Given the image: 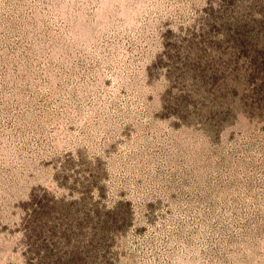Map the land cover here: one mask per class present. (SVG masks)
I'll return each mask as SVG.
<instances>
[{
	"label": "rangeland",
	"instance_id": "obj_1",
	"mask_svg": "<svg viewBox=\"0 0 264 264\" xmlns=\"http://www.w3.org/2000/svg\"><path fill=\"white\" fill-rule=\"evenodd\" d=\"M0 264H264V0H0Z\"/></svg>",
	"mask_w": 264,
	"mask_h": 264
}]
</instances>
